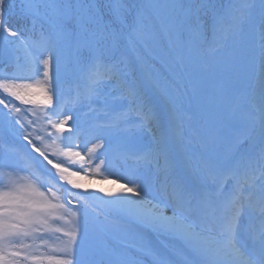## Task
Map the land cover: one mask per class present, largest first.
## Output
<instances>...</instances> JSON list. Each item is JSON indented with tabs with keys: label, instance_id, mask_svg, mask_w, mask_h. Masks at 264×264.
Returning <instances> with one entry per match:
<instances>
[{
	"label": "snow or ice",
	"instance_id": "obj_1",
	"mask_svg": "<svg viewBox=\"0 0 264 264\" xmlns=\"http://www.w3.org/2000/svg\"><path fill=\"white\" fill-rule=\"evenodd\" d=\"M11 53L0 264H264V0H0ZM113 153L132 186L98 197L76 177Z\"/></svg>",
	"mask_w": 264,
	"mask_h": 264
},
{
	"label": "rangeland",
	"instance_id": "obj_2",
	"mask_svg": "<svg viewBox=\"0 0 264 264\" xmlns=\"http://www.w3.org/2000/svg\"><path fill=\"white\" fill-rule=\"evenodd\" d=\"M109 160L111 161V165L109 168V172L111 174L110 177L108 178H102L101 180L97 179V176L95 174L96 170H93L92 174H86L85 171H81L80 172V176L76 177V179L82 183L83 185H85L87 191L91 192V191H95L96 195L99 196H105V193H102L99 191V189H105L108 192H114L117 190V188L115 186H121L122 182L127 181L125 179H121L122 176H126L128 175V173L130 172V170H132L133 168H135V165L131 162V161H125V159L119 154V153H113L110 157ZM122 162H127L129 165V171H124L122 169ZM99 161H95L94 163H92V165L94 166V168H96V164H98ZM92 168V167H91ZM74 171H76V168H73ZM26 175V173H23ZM153 182H154V178H153ZM61 184H63L64 182L61 181ZM116 183V184H115ZM130 187L132 186L131 184H129ZM68 188L72 189L73 191H71V194L68 195L70 200H73L75 198V196L78 193L81 192H85L84 189H77V188H72L71 186H67ZM77 192V193H76ZM63 191H58L57 195L63 197ZM87 193H85L86 195ZM61 202H64L63 200H61ZM94 201H92L91 199L88 201V206L91 205L93 206ZM90 206V207H91ZM52 243H54L55 241H51Z\"/></svg>",
	"mask_w": 264,
	"mask_h": 264
},
{
	"label": "trees",
	"instance_id": "obj_3",
	"mask_svg": "<svg viewBox=\"0 0 264 264\" xmlns=\"http://www.w3.org/2000/svg\"><path fill=\"white\" fill-rule=\"evenodd\" d=\"M17 20H20L18 16L13 18V22H16ZM20 22L21 24L23 23L22 20ZM17 55H20L21 57H23V53H19V54L11 53L3 58H0V60H2L3 62H6L9 66L8 70H11L15 66ZM21 62L23 61L21 60ZM53 72H54V78H55L56 70L54 69ZM79 84H80V81L77 79L75 73L73 72L71 65L62 64L59 69V78H58V85L62 89L61 92L71 97L74 94V88L77 87L78 89ZM16 103L19 106V102H16ZM0 135H2L6 140L11 138V136L8 134V132L5 129L0 131Z\"/></svg>",
	"mask_w": 264,
	"mask_h": 264
}]
</instances>
